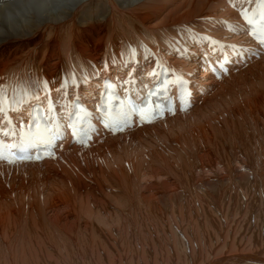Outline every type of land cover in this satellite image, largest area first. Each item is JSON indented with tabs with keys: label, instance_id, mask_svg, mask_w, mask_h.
<instances>
[{
	"label": "bare ground",
	"instance_id": "6f19581e",
	"mask_svg": "<svg viewBox=\"0 0 264 264\" xmlns=\"http://www.w3.org/2000/svg\"><path fill=\"white\" fill-rule=\"evenodd\" d=\"M257 1L0 0V131L19 138L42 107L63 120L55 156L0 164V264H264ZM240 51L254 56L233 61ZM164 72L172 93L191 88L188 109L74 142L76 106L95 113L111 84L144 98ZM229 215L236 232L254 221L252 254L211 244Z\"/></svg>",
	"mask_w": 264,
	"mask_h": 264
},
{
	"label": "rangeland",
	"instance_id": "374dc122",
	"mask_svg": "<svg viewBox=\"0 0 264 264\" xmlns=\"http://www.w3.org/2000/svg\"><path fill=\"white\" fill-rule=\"evenodd\" d=\"M26 19V17H25ZM225 223L219 228L223 230V237H220L219 233L217 232L218 230H211L208 231V236L212 235V237L210 238V240H212L211 244L214 245H222L223 248L220 250V253H228L229 249L228 246L231 245H237L239 246L240 244L242 245L241 250H246L245 252L247 254H252L253 250L250 248H245L246 242H247V238L251 237V235L253 234V228H252V223L254 221H252V223L246 222V224L244 223L240 226L241 229L239 228L238 231L236 232V229L238 227V222L240 221L237 218H234L233 216H227L226 218H224ZM248 225V226H247ZM255 225V223H254ZM249 227V229L247 230V228ZM196 229V233L198 234L199 232L204 231L205 229L201 226H198L195 228ZM240 230V231H239ZM233 231V234H232ZM247 231V232H246ZM237 233H239V235H237ZM207 236V237H208ZM182 238V237H181ZM262 238V237H261ZM260 239V237H259ZM264 240V238H262ZM182 240V239H181ZM261 240V239H260ZM264 248V241H263V245H261ZM254 247L260 249V246L256 243H254ZM252 250V251H251ZM228 251V252H227ZM264 260V258H263ZM244 261V262H243ZM228 264H260V263H256L253 261L247 262L245 259L243 258H238V259H233L232 261H230Z\"/></svg>",
	"mask_w": 264,
	"mask_h": 264
},
{
	"label": "snow or ice",
	"instance_id": "6c2138e0",
	"mask_svg": "<svg viewBox=\"0 0 264 264\" xmlns=\"http://www.w3.org/2000/svg\"><path fill=\"white\" fill-rule=\"evenodd\" d=\"M262 3H264V0H262ZM261 19L264 21V14H261ZM261 43H264V39H261Z\"/></svg>",
	"mask_w": 264,
	"mask_h": 264
}]
</instances>
